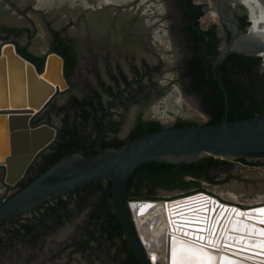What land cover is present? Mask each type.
<instances>
[{
    "label": "flooded vegetation",
    "instance_id": "af4514ba",
    "mask_svg": "<svg viewBox=\"0 0 264 264\" xmlns=\"http://www.w3.org/2000/svg\"><path fill=\"white\" fill-rule=\"evenodd\" d=\"M151 2L134 1L133 6L141 5L147 10L134 12L128 22L120 27H116L114 21L111 22V31L115 29L116 33H119L116 40L111 38V31L97 37L91 36L90 30H86L85 37L75 33L73 29L80 27V23L72 17L68 18L69 21L65 25L56 28L53 18L47 16L45 10H40L39 23L43 31L48 27L51 37L45 50L54 49L66 60L65 72L72 89L61 95L71 96L69 107H83L89 110L90 114L85 123H81V118L76 115L74 123L66 125L65 121L62 126H57L58 139L35 159L18 189L27 184L30 178L36 177L40 168L46 166L47 157L56 153L59 143L68 136L65 131L67 127L75 129L80 140L74 151L84 150L86 155H94L98 153L95 149L97 145L101 147L103 141L119 138L118 133L121 130H126L125 141H128L132 131L140 124L158 121V113L170 110L168 107L172 104L175 94L194 95L197 103L205 106L200 88L189 85L190 78L185 73L194 59H205L210 64V72L215 76L212 58L218 56L223 47L230 43L231 31L228 24L220 18L218 22L204 27L199 22L196 24L195 14L198 7L187 8L189 3L195 4L192 1L166 0L164 6L161 4V11ZM197 5L204 11L203 5ZM2 7L6 8L8 15L13 16L11 19L5 17ZM29 7L30 0L26 3H20L19 0H0V43L9 39L21 54V49H24L42 59L45 51L39 52L36 48L37 40H32L30 34H24L29 26L26 22L31 21L25 14ZM118 7L119 9L114 10V17L124 10ZM88 9L90 11V8ZM232 15L238 27L243 29L241 18L244 14L234 9ZM146 18L148 19L145 20ZM141 19L145 21L144 42L141 36L137 37L135 34V27ZM62 50L72 57L70 63ZM230 54L216 65L215 73L217 66L224 61L231 70L243 68V61L227 60ZM170 57L176 61L174 68L168 65ZM258 68L259 63L252 67L250 72L260 75L264 89V75L258 74ZM83 69L88 70L91 76L84 74ZM170 70L175 71V77L158 78ZM173 83H176V87H172ZM58 96L32 120L33 124L44 120L51 122L50 118L45 117L50 104ZM132 108L134 112L129 117ZM236 162L242 161L224 160L217 166H211L194 181L199 182L200 179L207 178L213 168L225 167L227 164L230 168ZM245 164L264 166V163L258 161ZM180 180L188 183L192 176L185 174ZM108 181L100 180L78 186L1 223L0 235L6 232L8 236L6 247L9 250L8 254L4 253L5 263L139 264L111 209V185L109 196ZM192 185L197 186L193 183L181 187L177 181L150 178L146 173L138 171L133 175L132 185L128 193L126 192V202L132 203L141 198L143 200L138 202L147 201L145 199L157 202L152 199L157 198V192L186 190ZM213 196L222 202L231 203L219 196ZM127 213L138 233L128 204ZM2 255L0 252V261Z\"/></svg>",
    "mask_w": 264,
    "mask_h": 264
},
{
    "label": "water",
    "instance_id": "95a60500",
    "mask_svg": "<svg viewBox=\"0 0 264 264\" xmlns=\"http://www.w3.org/2000/svg\"><path fill=\"white\" fill-rule=\"evenodd\" d=\"M232 1L234 0H211V4L207 7L214 10L218 18L228 24L231 31L230 43L223 47L218 56L212 58L215 77L224 90L226 110L228 96L215 73L216 65L233 52L260 57V60H263L260 54L264 52V41L249 35L250 24L246 7L236 1L231 5ZM259 1L264 6V0ZM234 9L240 10L246 16L248 24L243 29L238 27L233 18ZM106 10L107 8H102L93 11ZM68 21L65 19L59 25L54 24V27H62ZM65 67L64 56L54 49H47L42 54V64L38 68L34 62L18 51L11 40H2L0 43V224L78 186L109 180L111 209L139 264H153L147 255L151 245L145 241L139 231L138 233L135 231L127 213V204L131 207L141 202H126L127 181L138 165L147 161L190 163L207 156L221 160L245 159L249 162L264 163V113L232 121L227 119V113H225L220 122L212 124L163 125L159 129L126 141L117 148H101L97 145L95 149L98 153L94 155H86L84 150L65 154L23 188L18 189V185L25 179L35 159L58 139L59 129L53 123L44 120L33 124L32 120L56 96L72 89ZM199 193L208 196L218 203V206L236 208L247 214L253 209L264 206L227 203L205 192ZM142 203L150 207L156 205L155 201L147 200ZM174 206L175 204L172 207ZM145 209L139 214L144 213ZM231 214L230 211L229 215ZM235 217L237 216L234 214L231 219ZM184 219L183 217L176 219L180 227H188L187 224L184 225V221L188 220ZM190 223L203 225V222L195 221V219ZM189 230L194 229L190 227ZM229 233L234 237L244 235ZM186 238L196 241L197 245L212 249L206 239L201 241L192 236ZM224 245L222 241V246ZM232 247L241 250V248ZM170 255L172 259V250H169V258Z\"/></svg>",
    "mask_w": 264,
    "mask_h": 264
},
{
    "label": "bare ground",
    "instance_id": "6f19581e",
    "mask_svg": "<svg viewBox=\"0 0 264 264\" xmlns=\"http://www.w3.org/2000/svg\"><path fill=\"white\" fill-rule=\"evenodd\" d=\"M39 1L38 2L40 5L47 8L46 15L52 17L53 20L55 19L54 21L56 25H59L65 19L70 17L76 21H79L78 23H80V27L74 28L73 30L75 33H80L84 37L86 36L85 33H87L86 30H90L91 36L93 37L102 36L111 31L109 28L111 22L114 21V25L116 27H120L125 22H128L127 20L134 12H137L138 10L143 11V9L146 10V8H143L141 5L138 7H131V4L134 2V0H88V3L86 2V4H89V6H84L83 0ZM234 1L240 2L246 7L250 24L249 35L258 37L264 41L263 4L259 0ZM234 1H232L231 5L235 3ZM110 3H115L116 6H121V8H124V11L117 17L113 16L114 9H119V7L115 6L107 9L106 11L94 12L95 10L108 7L109 5L107 4ZM86 7L90 8V11ZM84 9L87 10L84 11ZM2 11L6 15L5 17H8L9 19L13 17L11 14L8 15L6 13L7 10L5 7H2ZM208 15L214 20L216 17H218L216 12L211 9H209ZM147 19L148 18L145 20ZM144 27L145 21L144 19H141L135 27V34L137 37H143V31L145 30ZM110 33L111 38L114 40H116L119 36V33L117 34L115 29ZM260 55L264 60V52H262ZM233 189H235V191H240V195L247 197V204H257L255 206L264 205V197L261 198L260 196L252 193L254 189L264 192V181L258 182L255 186L249 185L248 187H243L242 184L239 185L236 183L233 184ZM173 204H175L174 207H172ZM262 208H264V206ZM131 209L139 233H141L145 241L151 245V247L147 250V255L153 264H172L171 255L169 258V250L173 251V248L176 247L175 239L178 238L180 240L190 243L194 242L193 244H196V241L186 238L187 236L195 237L196 235L204 236L207 243L209 240L220 241L218 246L214 247L213 245H209L212 246V249H208L203 245L207 251L211 252L217 257L228 256L233 261L239 262V264H259L260 260L264 259V256H256L254 253L248 252H255L256 250L254 249L241 251L234 249L233 247L222 246L223 241L224 244L227 242L232 243V246L234 247H242V245L238 242L227 241V235L230 234L229 232L233 234L241 233L231 231L233 222L237 219L242 220L247 224L254 225L257 228L264 227V223L261 222L264 220V216H260L255 212H249L248 214L246 213L247 215L245 216H240V218L235 217L231 219L232 215L235 214L232 210L236 208L218 206V203H215L212 201V199L202 193H196L193 196L181 198L174 202H156V205L153 207L143 204L141 201L138 205L137 203L135 206L132 205ZM144 209L145 212L139 214V212L143 211ZM230 211L232 212L231 215H229ZM182 217L185 218L184 220H190V222L194 219L195 221L203 222V225H191V223H189L187 224L188 227H180L178 225L180 223L176 222V219H180ZM190 227H193L194 230H189ZM198 229L207 230L202 231L200 234L201 231H197ZM185 233H192V235H186ZM232 236L234 237V235ZM248 257L251 258L249 259ZM216 264H223V262L221 260H217Z\"/></svg>",
    "mask_w": 264,
    "mask_h": 264
},
{
    "label": "trees",
    "instance_id": "16d2710c",
    "mask_svg": "<svg viewBox=\"0 0 264 264\" xmlns=\"http://www.w3.org/2000/svg\"><path fill=\"white\" fill-rule=\"evenodd\" d=\"M192 7H198L195 14V22L198 24L199 17L203 15L204 11L197 4L189 3L187 5L188 9ZM241 21V27L248 24L245 15L241 18ZM21 52L25 57L34 62L38 68L41 67V58L31 55L24 49H21ZM62 53L67 56L68 63H70L72 57L68 56L64 50H62ZM233 59H239V61H243L245 64L243 68L231 70L232 68L228 67L226 65V61H224L217 66L216 70V74L220 82L223 84L225 92L228 96L227 110L225 107L224 90L220 86L217 78L210 72V64L207 63L205 59H194L192 63H190V68L185 73L190 78L188 84L192 87H199L200 92H202V97L205 103L204 108L208 115V120L205 122V124L220 122L225 116V113H227V119L229 121L248 118L264 113V89L262 87L263 81L261 80L260 75H256V72H250L252 67L260 62V57L232 53L228 56L227 60L232 61ZM239 61H236L237 67ZM80 109L82 112L77 116L81 118V123H85L89 119L90 111L83 107H80ZM187 124H194V122L181 121L176 126ZM162 126L163 125H161L158 121L142 123L137 129L132 131L128 141L146 132L159 129ZM65 131L68 133V136L64 137L59 143V148L57 149L56 153H53L47 157L46 166L40 168L38 175L42 173L48 166L56 162L60 157L64 156L65 154L73 153L76 147L80 144V140L77 137V131L75 129L72 130L67 127ZM125 142V140L114 138L109 141H103L101 147L117 148L123 145ZM239 160L244 163H251L245 159ZM223 162L224 160L211 156L203 157L190 163L179 164L167 163L164 161L143 162L138 165L130 174L127 181L126 192L128 193L132 185L133 175L138 171L146 173V175H148L150 178L165 179L166 181H177L178 185L181 187H187L193 183H196L198 186L199 182L194 181V179L199 178L202 173L206 172L211 166H217ZM185 174H191L192 176V180H190L188 183L180 180L182 175ZM31 179L32 178H30L29 181ZM108 182V195L110 196V181ZM25 185L26 183L21 185V188H23Z\"/></svg>",
    "mask_w": 264,
    "mask_h": 264
},
{
    "label": "rangeland",
    "instance_id": "374dc122",
    "mask_svg": "<svg viewBox=\"0 0 264 264\" xmlns=\"http://www.w3.org/2000/svg\"><path fill=\"white\" fill-rule=\"evenodd\" d=\"M38 1L39 0H34V1L30 0V7L25 10L26 17L31 21L26 22L29 26H28V31H25L24 34L25 35L30 34L32 40H37L36 48L38 49L39 52L43 53L44 51H46L45 49L49 46L48 43L50 42L51 37L49 30L47 29L48 27H45L44 28L45 31H43V27L41 23H39L38 16L40 14V10L47 11V8L40 5L39 3L40 1L39 2ZM134 1L136 2L137 0ZM146 1H152L151 4L156 6L157 10L161 11L163 10V6L165 5L166 0H156L158 3L155 0H146ZM171 1L173 2L174 0ZM191 1L195 4L203 5L205 8L203 15L199 17V23L201 26L204 27L207 24L218 22V17H216L214 20L211 19L210 16L208 15L209 9L207 7L209 6V4H211V0H191ZM19 2L26 3L27 0H19ZM83 2H84V6H89V4H86V2L88 3V0H83ZM161 4L163 6H161ZM107 5H109L108 7H106L107 9H110L114 6L118 7L116 6L115 3L114 4L110 3ZM138 6H133V4H131V7H138ZM120 9H124V8H120ZM146 10L143 9V11ZM143 38L144 37H142V41L144 42L145 39ZM175 62L176 61H173L172 58L170 57V61H168L169 67L174 68ZM83 73L84 74L86 73L89 76H91L89 71L86 69H83ZM258 74L264 75V60L262 59L259 62ZM165 77L168 78L175 77V71L170 70L167 73L163 74L162 76H158V78L160 79L162 78L166 79ZM175 84L176 83H173L172 87L173 86L176 87ZM174 96H173L172 104L168 107L170 110L168 112L165 111L163 113H158L156 117V119H158L161 125H175L181 121L195 122L201 124L207 122L208 115L206 113V110L204 106L202 107V105L200 106L197 103L196 101L197 98L194 95L189 94L184 96L181 94H175ZM70 99L71 96L69 95L58 96L50 104L47 117L45 118L46 119L50 118V121L59 127L62 126L65 123V121H66V125H70L74 123L75 121L74 117L80 113V108L69 107ZM133 112L134 109L133 108L130 109L129 117L132 116ZM125 135H126L125 129L121 130L118 133V136L121 140H125ZM260 181H264V166L249 165L242 162L240 163L236 162L230 168H228V164L225 165V167L213 168L207 175V178L205 179L202 178L199 180L198 186L192 185L186 190L174 189L165 192H157L156 193L157 198H152V199L158 202L160 201L168 202L181 197H185V195L190 193L194 194L199 192H205L209 195L213 194L219 196L221 199L228 202L229 201L239 202L244 205H252V204H247L248 202L247 197L240 195L239 193L240 191H235V189H233V184L237 183L239 185L242 184L243 187H248L249 185L255 186ZM252 193H254L257 196H260L261 198L264 197L263 191L254 189ZM138 200H143V198ZM145 200H150V199H145ZM7 243H8L7 233L2 232V234L0 235V252H2L3 255L1 256L2 260L0 261V264H6L5 263L6 261L4 260L5 259L4 253L8 254L9 249L6 247Z\"/></svg>",
    "mask_w": 264,
    "mask_h": 264
},
{
    "label": "snow or ice",
    "instance_id": "6c2138e0",
    "mask_svg": "<svg viewBox=\"0 0 264 264\" xmlns=\"http://www.w3.org/2000/svg\"><path fill=\"white\" fill-rule=\"evenodd\" d=\"M237 217L247 215L237 209L232 210ZM252 212L257 213L260 216H264V208L253 209ZM264 223V220L261 221ZM190 223V221H184V225ZM183 226V225H182ZM207 229H198L197 231H206ZM232 232H241L244 235L233 237L231 234L227 235V241L238 242L242 245L241 251H247L250 249L256 250L254 255L264 256V228H257L254 225L245 223L242 220L237 219L233 222ZM186 235H192V233H185ZM195 239L203 241L205 239L202 235H196ZM210 245L218 246L219 241L209 240ZM176 247L172 251V264H216L217 260H221L223 264H239L237 261H233L230 257H217L211 252L207 251L203 245L193 244L180 239H175ZM225 247H232V243H225ZM249 259L251 257H248ZM259 264H264V259L260 260Z\"/></svg>",
    "mask_w": 264,
    "mask_h": 264
},
{
    "label": "clouds",
    "instance_id": "9594fccd",
    "mask_svg": "<svg viewBox=\"0 0 264 264\" xmlns=\"http://www.w3.org/2000/svg\"><path fill=\"white\" fill-rule=\"evenodd\" d=\"M195 194V193H194ZM191 195V194H190ZM211 195V194H210ZM213 196V195H212ZM215 197V196H214Z\"/></svg>",
    "mask_w": 264,
    "mask_h": 264
}]
</instances>
